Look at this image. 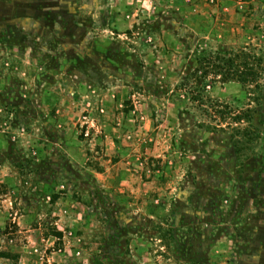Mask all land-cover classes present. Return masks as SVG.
<instances>
[{
  "label": "rangeland",
  "instance_id": "obj_1",
  "mask_svg": "<svg viewBox=\"0 0 264 264\" xmlns=\"http://www.w3.org/2000/svg\"><path fill=\"white\" fill-rule=\"evenodd\" d=\"M0 264H264V0H0Z\"/></svg>",
  "mask_w": 264,
  "mask_h": 264
}]
</instances>
